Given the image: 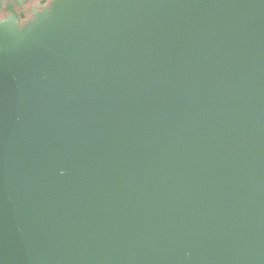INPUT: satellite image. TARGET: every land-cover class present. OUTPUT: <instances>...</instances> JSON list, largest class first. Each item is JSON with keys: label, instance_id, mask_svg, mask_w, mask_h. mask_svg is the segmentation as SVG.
<instances>
[{"label": "water", "instance_id": "obj_1", "mask_svg": "<svg viewBox=\"0 0 264 264\" xmlns=\"http://www.w3.org/2000/svg\"><path fill=\"white\" fill-rule=\"evenodd\" d=\"M0 264H264V0L2 20Z\"/></svg>", "mask_w": 264, "mask_h": 264}, {"label": "trees", "instance_id": "obj_2", "mask_svg": "<svg viewBox=\"0 0 264 264\" xmlns=\"http://www.w3.org/2000/svg\"><path fill=\"white\" fill-rule=\"evenodd\" d=\"M44 4H50L52 0H37ZM35 2V1H34ZM9 13H13L23 26L27 21L33 18L32 3L21 5L19 3L10 2L6 7L0 5V19L7 17Z\"/></svg>", "mask_w": 264, "mask_h": 264}, {"label": "flooded vegetation", "instance_id": "obj_3", "mask_svg": "<svg viewBox=\"0 0 264 264\" xmlns=\"http://www.w3.org/2000/svg\"><path fill=\"white\" fill-rule=\"evenodd\" d=\"M34 1H35V2H34ZM10 2H13V3H19V4H21V5H24V4H27V3H32V7H33V16H34L35 11L41 10L45 5H47V4L42 3V1H37V0H23L22 3L20 2V0H0V5H1L2 7H6V6L8 5V3H10ZM48 5H49V4H48ZM11 14H13V13H9V14L7 15V17H5V18H1V19H0V22H1L2 20H4V19L8 18L9 15H11Z\"/></svg>", "mask_w": 264, "mask_h": 264}]
</instances>
